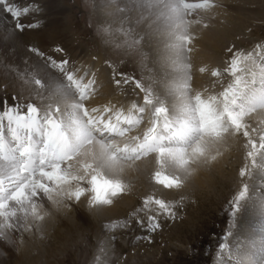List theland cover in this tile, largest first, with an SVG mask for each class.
Wrapping results in <instances>:
<instances>
[{"label":"snow or ice","instance_id":"snow-or-ice-1","mask_svg":"<svg viewBox=\"0 0 264 264\" xmlns=\"http://www.w3.org/2000/svg\"><path fill=\"white\" fill-rule=\"evenodd\" d=\"M95 7L118 25L123 41L115 47L136 65L124 72L105 61L115 93L131 98L127 105L111 95L99 102L104 85L98 87L95 70L77 75L67 58L28 48L37 62L17 73L27 95L0 101V243L18 249L26 234L42 235L54 213L82 198L90 211L113 206L129 194L127 177L141 166L150 167L152 190L125 218L104 225L98 251L108 257L116 229L131 231L133 223L142 233L135 239L150 241L185 200L164 199L157 189L181 193L199 169L240 142L243 164L216 264H264V41L251 50L228 46L222 68L198 69L209 72L210 88H194V26L209 27L203 17L212 18L217 0H101ZM30 11L39 8L0 0L13 32L37 27L21 22ZM112 23L98 26V34L112 36ZM147 48L157 53L159 75L148 66Z\"/></svg>","mask_w":264,"mask_h":264},{"label":"rangeland","instance_id":"rangeland-1","mask_svg":"<svg viewBox=\"0 0 264 264\" xmlns=\"http://www.w3.org/2000/svg\"><path fill=\"white\" fill-rule=\"evenodd\" d=\"M54 2L50 6L48 0H39L41 8L39 11H33L36 13L30 17L33 20L30 22H45V29H48L52 27V25L48 26L51 19L53 21V18L60 15L57 20L60 19L62 25L58 22L61 27L54 31L56 32L55 36L49 40L48 46L45 42L43 49L48 50L57 40L66 38L70 44L69 47H75L77 53L82 52L87 58L90 55L93 59L97 60L103 57L105 60L112 57L109 56L112 54L117 57H112L113 59L124 61L122 65L125 69L132 71L136 68L131 57L124 56L122 51L116 49L115 46L123 41L122 35L115 32L118 25L112 23L111 19L109 20L105 10L95 7V0H54ZM217 3L220 7L215 11L221 12L222 15L221 21H217V25H222L221 31L217 29L219 33L214 35V31L217 30L209 25L208 28H203L207 29L203 37L207 39L205 42H209L211 35H217L220 38L219 43L222 45L218 49V51L220 50L218 53L220 60L217 64L220 66L217 67L222 68L226 56L225 49L228 46L235 45L237 49L251 50L257 43L264 41V0H217ZM54 12H56L55 15ZM58 13L59 15H57ZM0 17V29L11 30L12 33L17 34L18 31L13 32L12 25H6L10 19L3 13L0 14ZM110 23L113 28L112 36L104 37L98 34V26ZM39 26L43 27L44 25ZM32 29V31L21 33V36L17 37L18 42L20 39L23 47L27 50L22 55H15L13 48L7 49L3 46L8 39L0 31V93L7 91L18 94L23 90L27 95L26 86L22 85L17 73L23 74L25 70L30 71L31 66L37 62V58L34 54H29L27 48L30 43L39 46L40 34L36 31L38 28L33 27ZM59 34L63 37L61 38ZM55 38L57 40H54ZM7 46H9L8 43ZM201 46L200 55L209 57V53L214 47L210 44ZM199 48L198 45L196 49ZM92 49L95 52H91ZM146 50L149 52L148 66L154 69L156 75H159L161 70L154 62L157 53L152 48ZM98 52L102 53L98 55ZM81 56L84 57L83 54L79 57ZM84 70L78 74L82 75ZM145 74L147 75V72ZM104 75L103 72L97 85L100 86L103 83L104 86H111L106 82ZM194 81L193 77V83ZM239 151L238 154L230 151L222 157L223 159L230 158L224 167L225 171L212 180L214 186L219 183L213 188L214 191L200 192L197 184L193 185L194 187H185L181 193L170 191L168 195L160 191L161 188L157 189V195L164 199H178L180 195H183L185 200L183 206L178 209L176 218L162 220V229L152 233L150 241L135 239L136 235L142 233L133 223L131 231L116 229L114 234L117 239L113 242L114 247L108 257L98 251L99 242L105 238L104 225L110 220L125 218L128 212L140 204L141 197L153 188L150 180L146 186L138 181L135 182L136 184L129 181L132 185L131 191L128 196L126 195L127 197L123 196L129 203L124 206L120 215L108 216V214L104 215V212L98 215L92 213V215L85 203H83L85 205L79 203V206L74 205L68 211H64L65 213H58L57 220L59 222L54 220L55 216L47 221L50 223L48 228L55 227L52 232L46 228L42 235L31 236L34 246L29 249L28 256L23 260L17 257V248L7 247L0 243V250H2L0 251V260H3V264H95L97 259L100 264H104L106 259L110 260L111 264H117L118 261L119 264H214L217 259V241L225 230L228 220L227 202L237 186L238 170L243 164L242 146ZM241 152H243L242 156ZM196 174L199 176L198 173ZM205 177H207V173L204 174ZM75 208L78 210L76 211ZM79 210L83 212L78 213ZM95 211L92 210V212ZM87 212L90 213V216H87ZM84 215L87 216V221H82ZM25 236L24 241H27L29 238L27 235ZM26 243L23 244L26 245ZM12 251L13 253H11Z\"/></svg>","mask_w":264,"mask_h":264},{"label":"bare ground","instance_id":"bare-ground-1","mask_svg":"<svg viewBox=\"0 0 264 264\" xmlns=\"http://www.w3.org/2000/svg\"><path fill=\"white\" fill-rule=\"evenodd\" d=\"M96 1V5L97 4H99L100 2H101V0H95ZM123 2H124V0H121V3L123 4ZM48 3H49V5L51 6V4H54L55 2H54V0H48ZM46 4V3H45ZM48 5V6H49ZM52 9V8H51ZM57 12V11H56ZM56 12H54V15H55V13ZM61 12V11H60ZM219 12V11H218ZM217 11H214V13H213V16H212V18H209L207 15H205L204 17H203V19L210 25V27H215L214 29L215 30H217V29H219L220 31H221V26L222 25H217V21H219L221 18H222V15H221V12L220 13H218ZM1 14V13H0ZM57 15H59V13L57 14ZM60 16V15H59ZM59 16L57 17V18H59ZM107 17H109V16H107ZM2 18H4V17H2ZM57 18L55 17V18H53V21H52V19H51V21H50V23L48 24V26L49 25H52V27L51 28H48V29H45V22H43V23H33V24H36L37 25V27L36 28H38V30H36V31H38V33L40 34V36H39V48H41V49H43L42 47H44L43 45L45 44V42H46V45L48 46V42H49V40L51 39V38H53V36H55L54 34L56 33V32H54L55 30H57V29H59L60 27H61V20L60 19H58L57 20ZM112 20L113 18L112 17H109V20ZM0 20H1V17H0ZM4 20V19H3ZM31 21H33V20H31ZM221 21V20H220ZM58 22H59V24H61V25H58ZM221 23V22H220ZM1 24V23H0ZM6 25H12V21L11 20H8L7 21V24ZM39 25H44L43 27H41V26H39ZM2 26H5V25H2ZM47 26V27H48ZM2 28H4V27H2ZM63 30V29H62ZM207 30V29H206ZM205 29H203L201 26H199V25H196V26H194V31L195 32H197L198 34H199V38H198V40H197V47H198V45L200 46V48L199 49H196L192 54H191V59H192V64H193V77H194V83H193V85H194V88H201V87H205V86H208L209 88H210V86H211V81H212V78L210 77V75H209V72L208 71H206L205 73H203V74H201V73H199V71H198V69H199V67H206L209 71L212 69V68H215V67H217V66H220V65H217L218 63H219V60H220V56H219V51H218V49L220 48V46L222 45L221 43H219V37H217V35L216 36H214L215 34H217V33H219L218 32V30L217 31H214V35L212 36H210V39H209V42H205V40H207L206 38H204L203 37V34L205 33V31H206ZM0 31L2 32V34H4L5 35V37H8L7 39H8V41H6V42H4V44H3V46L4 47H6L7 49H9V48H13L14 50H15V52H14V54L15 55H17V54H19V55H22L23 53H25V52H27V50H25V48L23 47V45H22V43H21V40L19 39V42H18V40H17V37H20L21 36V33H18V32H16L17 34H14V33H12V31L10 30H6V31H4V30H2V29H0ZM27 32V31H26ZM25 32V33H26ZM61 32V31H60ZM59 32V33H60ZM25 33H22V34H25ZM1 35V34H0ZM59 36L62 38L63 36H61L60 34H59ZM59 37V38H60ZM220 37H222V36H220ZM203 38V39H202ZM22 39V38H21ZM46 39H48L47 41H46ZM201 39H202V41H201ZM54 40H57L56 38L54 39ZM53 40V41H54ZM68 40V39H67ZM66 40V38H63V39H59V40H57L56 42H54V44L53 45H55L56 43H59V42H64V47L65 48H67V51H68V53L73 57V59L72 60H77V64H79L80 66H81V62L80 61H82V59L83 58H75V57H79L81 54H83L84 55V53H82V52H80V53H77L76 52V48L75 47H69L70 46V44H69V42ZM70 41V40H69ZM15 44H14V43ZM7 43H8V45L9 46H7ZM224 43V42H223ZM212 45L213 47H214V49L212 50V51H210V53H209V57H207V56H201L200 55V53L202 52V46L201 45ZM52 45V46H53ZM2 46V45H1ZM2 46V47H3ZM196 47V48H197ZM44 50V52L45 53H48V51L47 50H45V49H43ZM42 50V51H43ZM28 53L30 54V52L28 51ZM49 55H52V54H49ZM53 56V55H52ZM61 58V57H60ZM59 58V59H60ZM102 58V59H101ZM100 59H97V60H94L93 58H91L90 57V55H88V59L86 60V64H85V66H84V69H90L89 68V66L92 64L93 65V63H94V65L96 66V68L94 69H91V70H95L96 71V74L98 73V67L100 66V64L102 63V61L104 60L103 59V57H101ZM37 60V59H36ZM76 66V65H75ZM103 74V73H102ZM101 83V82H100ZM103 84V83H102ZM106 84H108V83H106ZM101 85V84H100ZM107 87V89L108 90H110V86L109 85H105L103 88H106ZM240 147H241V143L240 142H237L235 145H234V147H233V149L231 150L233 153H240ZM243 152H244V150H243ZM243 152H241V156H242V153ZM229 158L230 157H226L225 159H223V158H220V159H218L216 162H214L210 167H205V168H201V169H199L198 171H197V173H198V175L199 176H197V174H195L194 176H193V178L188 182V184H187V186L186 187H188V188H190V187H194L193 185H199V187H197V188H199V190H200V192L201 191H208V190H212V191H214L213 190V188L215 187V186H218L219 185V183H217L215 186L212 184V180L213 179H215V177L218 175V174H220L221 175V173H223V171H225V169H224V167L228 164V160H229ZM237 159V158H236ZM149 170H150V167H144V166H141V170L140 171H138V172H135V173H131V174H129L128 175V177H127V179L131 182V183H135V182H139L140 184H142L143 186H146V185H148V181L150 180L149 179ZM205 173H207V177H205L204 178V174ZM220 179V178H219ZM138 183V184H139ZM136 184V183H135ZM210 185H212V186H210ZM134 188V187H133ZM196 188V187H195ZM135 191V190H134ZM160 191H163V193L164 194H169V192H170V190H164V189H162L161 188V190ZM132 195V194H131ZM126 196V195H125ZM128 196V195H127ZM126 196V197H127ZM82 204L83 203H85L86 204V201H84V198H82V202H81ZM129 202H127L126 201V198L125 197H122L121 199H119V200H117V202L113 205V206H111V207H109V208H106V209H102V210H96L95 212H92L91 211V214L92 213H97V215L98 214H100L101 212H104V215H107L108 214V216H114V215H120L122 212H123V210H124V206L126 205V204H128ZM85 204H83V205H85ZM79 206V205H78ZM86 206H87V204H86ZM76 207V206H75ZM78 208V207H77ZM76 209V208H75ZM80 209H81V207H80ZM78 209H76V211H77ZM82 210V209H81ZM81 210H79L78 211V213L79 212H83V211H81ZM84 210V209H83ZM65 211H68V210H65ZM62 212H64V211H62ZM58 213H61V212H58ZM58 213H54V216H55V218H54V220H56V222H59L58 220H57V218H59V215H58ZM65 213V212H64ZM68 213V212H67ZM76 213V212H75ZM87 214V216H90V213L89 212H87L86 213ZM70 216H71V214H69ZM93 215V214H92ZM60 216H61V214H60ZM85 216V215H84ZM87 216H85V217H83V219H82V221H87ZM66 217V216H65ZM82 217V216H81ZM97 217V216H96ZM64 218V217H63ZM71 218H73V217H71ZM110 218V217H109ZM65 220V219H64ZM68 220V219H67ZM66 223V222H65ZM64 223V224H65ZM52 225H55V224H52ZM50 226V223L49 222H46V225H45V229L46 228H48ZM67 226V225H66ZM253 226H255V223L253 224ZM52 228V229H51ZM60 228V227H59ZM55 229V227H50V228H48L47 230H50V232H52L53 230ZM44 231H46V230H44ZM27 235V234H26ZM28 236V240L26 241H24V242H27L26 243V245H22L21 246V250L18 248L17 249V257L20 259V260H23L24 258H26L27 256H28V251H29V249L30 248H33L32 246H34L33 244H32V240H33V237L35 236V235H31V236H33V237H31V236H29V235H27ZM26 237V236H25ZM2 244V243H1ZM35 245H38V244H35ZM3 246V245H2ZM0 251H2V250H0ZM11 253H13V251L11 252ZM12 256H14V255H12ZM8 258V257H7ZM9 259V258H8ZM0 262H1V264H3V260H0Z\"/></svg>","mask_w":264,"mask_h":264}]
</instances>
